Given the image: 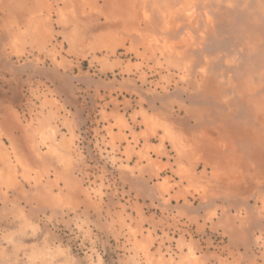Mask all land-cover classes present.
<instances>
[{
  "label": "rangeland",
  "instance_id": "rangeland-1",
  "mask_svg": "<svg viewBox=\"0 0 264 264\" xmlns=\"http://www.w3.org/2000/svg\"><path fill=\"white\" fill-rule=\"evenodd\" d=\"M0 264H264V0H0Z\"/></svg>",
  "mask_w": 264,
  "mask_h": 264
}]
</instances>
